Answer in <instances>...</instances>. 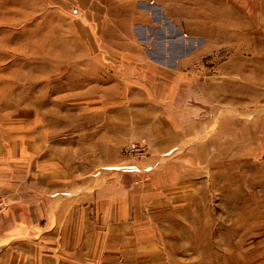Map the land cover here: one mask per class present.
<instances>
[{
	"label": "rangeland",
	"instance_id": "rangeland-1",
	"mask_svg": "<svg viewBox=\"0 0 264 264\" xmlns=\"http://www.w3.org/2000/svg\"><path fill=\"white\" fill-rule=\"evenodd\" d=\"M215 2L222 44L189 43L181 32L171 55L181 61L172 63L160 62L159 51L133 61L129 48L93 45L87 27L72 21L79 15L69 0H0V143L18 127L37 141L41 113L51 117L48 136L58 134L50 148L70 151V119L86 118L87 88H196L204 97L200 147L168 175L174 182L147 190L157 198L139 206V235L128 237L127 252H113V236H97L111 249L108 264H264V0ZM61 11L67 21L56 26ZM131 144L139 142L118 150L124 167L103 173L112 178L108 190L115 180L130 187L127 169L147 159L145 149L127 158ZM7 206L0 195V214Z\"/></svg>",
	"mask_w": 264,
	"mask_h": 264
},
{
	"label": "crops",
	"instance_id": "crops-1",
	"mask_svg": "<svg viewBox=\"0 0 264 264\" xmlns=\"http://www.w3.org/2000/svg\"><path fill=\"white\" fill-rule=\"evenodd\" d=\"M69 3L78 9L74 15L79 17L73 16L72 21L87 27L93 45L109 46V52L129 48L135 54L133 61L141 56L152 60L154 51H159L160 62L179 63L182 56L171 55L181 32L189 43L222 44L221 17L213 13L215 0ZM62 12H56V26L67 21ZM187 92L87 88L86 118L77 112L70 119V151L58 143L50 148L48 141L58 134L48 136V114L40 113L37 141L24 127L16 128L17 133L13 129L0 143V195L8 204L0 214V264H108L111 249L97 245V236L108 240L113 236L114 247L119 244L113 252L126 253L128 237L139 235V206L157 198L147 190L158 189L155 182L165 179L174 182L168 175L175 173L176 165L189 161L207 132L204 97L196 88ZM79 124L85 127L80 129ZM133 141L144 146L147 159L127 169L130 187L119 188L114 178L116 188L108 190L112 178L103 173L124 167L118 150Z\"/></svg>",
	"mask_w": 264,
	"mask_h": 264
},
{
	"label": "built area",
	"instance_id": "built-area-1",
	"mask_svg": "<svg viewBox=\"0 0 264 264\" xmlns=\"http://www.w3.org/2000/svg\"><path fill=\"white\" fill-rule=\"evenodd\" d=\"M145 150L142 146L138 144H131L127 150L124 152V155L127 158L140 159L144 156ZM123 155V156H124Z\"/></svg>",
	"mask_w": 264,
	"mask_h": 264
}]
</instances>
